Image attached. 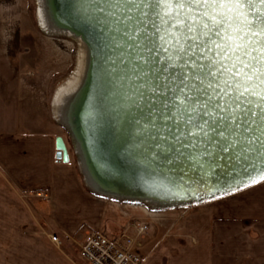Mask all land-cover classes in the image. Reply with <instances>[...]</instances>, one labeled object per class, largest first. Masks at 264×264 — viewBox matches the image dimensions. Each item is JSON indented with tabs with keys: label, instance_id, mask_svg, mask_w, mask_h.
Here are the masks:
<instances>
[{
	"label": "snow or ice",
	"instance_id": "6c2138e0",
	"mask_svg": "<svg viewBox=\"0 0 264 264\" xmlns=\"http://www.w3.org/2000/svg\"><path fill=\"white\" fill-rule=\"evenodd\" d=\"M102 3L133 42L152 158L199 172L179 169L181 183L198 185L225 159L264 181V0Z\"/></svg>",
	"mask_w": 264,
	"mask_h": 264
},
{
	"label": "crops",
	"instance_id": "0c3cea01",
	"mask_svg": "<svg viewBox=\"0 0 264 264\" xmlns=\"http://www.w3.org/2000/svg\"><path fill=\"white\" fill-rule=\"evenodd\" d=\"M7 73L0 70L2 106L12 103ZM18 107L22 112L23 103ZM27 126L0 123V264H79V244L91 230L119 233L134 212L91 189L66 141L70 159L57 157L58 124ZM38 190L49 192L50 202ZM136 250L141 264H264V181L151 226Z\"/></svg>",
	"mask_w": 264,
	"mask_h": 264
},
{
	"label": "water",
	"instance_id": "95a60500",
	"mask_svg": "<svg viewBox=\"0 0 264 264\" xmlns=\"http://www.w3.org/2000/svg\"><path fill=\"white\" fill-rule=\"evenodd\" d=\"M53 5L60 8L71 29L93 54L94 69L79 109L75 110L74 123L81 129L83 144L89 150L91 170L106 186L128 196L142 197L146 193L174 199L197 195L209 200L242 188L257 176L253 169L245 171L225 159L213 175L194 185L188 179H199V172H192L187 162L168 165L166 157L153 159L154 141L143 129L147 109L142 112L136 106L141 81L135 78V53L129 47L133 42L123 35L124 25L108 15L112 9L102 0H53ZM57 157L70 159L63 136L57 137ZM179 169L189 170L184 183L178 179L183 175ZM208 193L213 194L207 196Z\"/></svg>",
	"mask_w": 264,
	"mask_h": 264
},
{
	"label": "rangeland",
	"instance_id": "374dc122",
	"mask_svg": "<svg viewBox=\"0 0 264 264\" xmlns=\"http://www.w3.org/2000/svg\"><path fill=\"white\" fill-rule=\"evenodd\" d=\"M46 18L43 0H0V70L6 69L7 78L3 82L13 89L12 103L0 104V123L14 125L20 120L36 131H47L49 125L58 124L85 180L71 135L53 118L59 86L83 67V47L69 34L51 28L45 22ZM21 102L23 113L18 110ZM45 192L48 196L40 198L50 202V193ZM118 200L130 207L132 214L134 212L133 219L130 217L123 230L129 228L132 221H143L149 225L146 234L153 225L164 226L181 216L195 213L200 204L158 208L149 203ZM136 212L142 216L135 217ZM129 232H133L132 228Z\"/></svg>",
	"mask_w": 264,
	"mask_h": 264
},
{
	"label": "bare ground",
	"instance_id": "6f19581e",
	"mask_svg": "<svg viewBox=\"0 0 264 264\" xmlns=\"http://www.w3.org/2000/svg\"><path fill=\"white\" fill-rule=\"evenodd\" d=\"M44 1V13L46 14V21L54 30L64 32L69 34L74 38V40L79 41L83 47V67L80 71L73 74L64 84L59 86L56 96H55V121H59L60 124L67 129L69 134L74 137L76 154L79 157L80 164L82 166L83 173L85 175V180L88 185L96 193L104 196H109L117 199H124L128 201H137L142 203H149L158 208H174V207H184L192 204H198L207 201V198L198 197L197 195L190 197H163L161 195H151L146 194L142 197H136L133 195H123L117 191L112 190L110 187L106 186L101 180H99L93 173L89 164V155L83 144V136H80L79 127L74 123L75 110L78 108L84 96L89 80L93 72L94 58L88 44L82 39L80 35H77L74 30L71 29V23L64 19L61 14L60 8L53 5V0H43ZM73 28V27H72ZM66 36V35H64ZM78 46V45H77ZM76 63V62H75ZM53 116V115H52ZM82 135V134H81ZM243 188V187H242ZM240 189V188H239ZM238 190V189H237ZM234 190V191H237ZM232 191V192H234ZM136 193V192H135ZM228 192L226 194H229ZM143 194V193H142ZM141 194V195H142ZM210 196L213 193H208ZM225 195V194H223ZM221 195V196H223ZM220 197V196H217ZM216 197V198H217ZM190 198V199H189ZM209 198V197H208ZM204 200V201H202ZM209 200H211L209 198ZM175 201V202H172ZM177 201V202H176Z\"/></svg>",
	"mask_w": 264,
	"mask_h": 264
},
{
	"label": "built area",
	"instance_id": "2783aa9c",
	"mask_svg": "<svg viewBox=\"0 0 264 264\" xmlns=\"http://www.w3.org/2000/svg\"><path fill=\"white\" fill-rule=\"evenodd\" d=\"M36 196L45 197V190H38ZM129 228L109 234L104 230H91L79 244V264H141L142 257L136 250L137 243L144 238L149 225L143 221H132ZM132 228L133 232H129ZM59 242V236L52 235Z\"/></svg>",
	"mask_w": 264,
	"mask_h": 264
}]
</instances>
